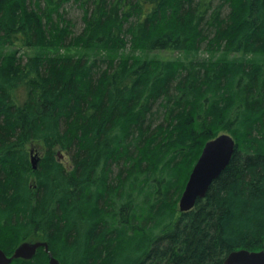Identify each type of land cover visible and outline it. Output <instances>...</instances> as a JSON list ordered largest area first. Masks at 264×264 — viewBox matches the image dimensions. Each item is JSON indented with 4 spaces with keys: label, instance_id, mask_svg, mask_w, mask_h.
<instances>
[{
    "label": "trees",
    "instance_id": "16d2710c",
    "mask_svg": "<svg viewBox=\"0 0 264 264\" xmlns=\"http://www.w3.org/2000/svg\"><path fill=\"white\" fill-rule=\"evenodd\" d=\"M223 132L230 163L181 211ZM30 239L62 264H224L264 248V0H0V241Z\"/></svg>",
    "mask_w": 264,
    "mask_h": 264
},
{
    "label": "water",
    "instance_id": "95a60500",
    "mask_svg": "<svg viewBox=\"0 0 264 264\" xmlns=\"http://www.w3.org/2000/svg\"><path fill=\"white\" fill-rule=\"evenodd\" d=\"M237 142L230 133H221L208 140L189 176L187 186L180 200V209L187 211L192 209L199 198L204 197L213 182L230 163L236 149ZM37 158L32 155V165L36 168ZM44 247L50 255V264H61L58 257L49 250L47 241H25L16 247L14 253L8 256L0 248V264H10L14 259L33 258L37 250ZM224 264H264V248L258 251L240 249L231 252Z\"/></svg>",
    "mask_w": 264,
    "mask_h": 264
},
{
    "label": "rangeland",
    "instance_id": "374dc122",
    "mask_svg": "<svg viewBox=\"0 0 264 264\" xmlns=\"http://www.w3.org/2000/svg\"><path fill=\"white\" fill-rule=\"evenodd\" d=\"M68 6V8L70 7L71 9L68 11V18H70L73 22V25L74 26V29L76 31H80L81 28L83 27V22H82V19H81V10L78 9V6L77 5H74L73 4L71 5V3H69L68 5H66V7ZM13 50L16 51V55L17 56H22L24 58V60H28V55L30 54V52L26 51L25 48L24 49H21L19 47H13ZM33 51V50H32ZM10 52L9 51V47L6 48V53ZM75 52V51H74ZM81 52L79 51V54ZM209 54L206 50H203L201 52V55L200 57H207ZM168 56H171V57H180L181 56V53L180 52H175L173 55L171 54H168ZM16 90L18 91L17 94H21V96H23V98L25 97V89L23 87L20 86V88L16 87ZM225 133V132H223ZM228 133V132H227ZM205 146V145H204ZM33 150V153H31V151ZM55 153H56V158L61 161L65 166L66 168H70V157L68 155V153L63 149V148H60L59 146H56L55 147ZM31 154H34L36 157H37V167L38 165L43 161V158L45 157L46 155V148H45V142L43 140H40V141H36V142H30L29 143V155ZM34 178V177H33ZM3 242H1V244L7 248L8 250V254L9 255H12L15 251V248L20 245V244H17V242L15 241H12V243L10 244V246L8 245V242L6 240H2ZM30 241H36L35 239L34 240H31ZM17 244V245H16ZM9 247V249H8Z\"/></svg>",
    "mask_w": 264,
    "mask_h": 264
},
{
    "label": "flooded vegetation",
    "instance_id": "af4514ba",
    "mask_svg": "<svg viewBox=\"0 0 264 264\" xmlns=\"http://www.w3.org/2000/svg\"><path fill=\"white\" fill-rule=\"evenodd\" d=\"M27 151H28V154H29V145L27 146ZM29 159H30V163L32 164V154L29 155ZM1 248V247H0ZM3 249V248H1ZM4 250V249H3ZM5 251V250H4Z\"/></svg>",
    "mask_w": 264,
    "mask_h": 264
},
{
    "label": "bare ground",
    "instance_id": "6f19581e",
    "mask_svg": "<svg viewBox=\"0 0 264 264\" xmlns=\"http://www.w3.org/2000/svg\"><path fill=\"white\" fill-rule=\"evenodd\" d=\"M245 54V53H244ZM188 183V182H187ZM186 186H187V184H186ZM186 188V187H185ZM183 193H184V191H183ZM206 196V195H205ZM204 196V197H205ZM182 197V196H181ZM180 200H181V198H180ZM179 206H180V202H179ZM181 210V209H180ZM182 211V210H181ZM26 241H30V240H26ZM25 242V241H24ZM30 242H34V241H30ZM23 243V242H22ZM243 249H246V248H243ZM238 250H240V249H238ZM250 250V249H249ZM234 251H236V250H234ZM233 252V251H232ZM62 264V263H61Z\"/></svg>",
    "mask_w": 264,
    "mask_h": 264
}]
</instances>
